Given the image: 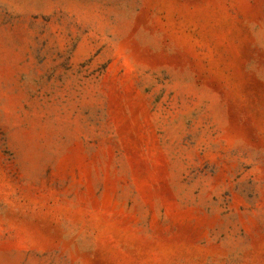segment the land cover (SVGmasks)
<instances>
[{"label": "rangeland", "instance_id": "1", "mask_svg": "<svg viewBox=\"0 0 264 264\" xmlns=\"http://www.w3.org/2000/svg\"><path fill=\"white\" fill-rule=\"evenodd\" d=\"M0 264H264V0H0Z\"/></svg>", "mask_w": 264, "mask_h": 264}]
</instances>
